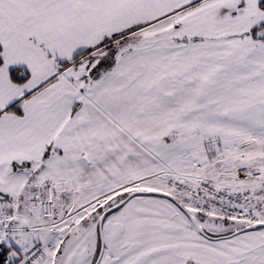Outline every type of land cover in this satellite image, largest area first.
Wrapping results in <instances>:
<instances>
[{"label": "snow or ice", "instance_id": "6c2138e0", "mask_svg": "<svg viewBox=\"0 0 264 264\" xmlns=\"http://www.w3.org/2000/svg\"><path fill=\"white\" fill-rule=\"evenodd\" d=\"M0 264H264V0H0Z\"/></svg>", "mask_w": 264, "mask_h": 264}]
</instances>
